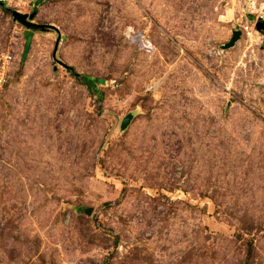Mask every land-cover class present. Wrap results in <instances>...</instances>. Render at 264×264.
I'll return each instance as SVG.
<instances>
[{
    "label": "rangeland",
    "instance_id": "obj_1",
    "mask_svg": "<svg viewBox=\"0 0 264 264\" xmlns=\"http://www.w3.org/2000/svg\"><path fill=\"white\" fill-rule=\"evenodd\" d=\"M34 7L45 30L10 15ZM261 19L264 0L0 6V264H264Z\"/></svg>",
    "mask_w": 264,
    "mask_h": 264
},
{
    "label": "water",
    "instance_id": "obj_2",
    "mask_svg": "<svg viewBox=\"0 0 264 264\" xmlns=\"http://www.w3.org/2000/svg\"><path fill=\"white\" fill-rule=\"evenodd\" d=\"M35 12H32L31 14H21L19 12H17L16 10H11L10 12V15L11 17L17 21L19 24L23 25L25 28L27 29H32V30H45L46 28V25H42V24H39V23H36L34 22L32 19L34 18L35 16ZM256 28L258 30H261L263 33H264V20H259L257 23H256ZM240 36V32L239 31H236L233 33V36L231 37V39L229 40V42L225 45V47H228V46H231L234 44V42L239 38ZM57 44L58 42H56L55 44V48L53 50V55H55V52H56V49H57ZM130 121V118L129 117H125L123 120H122V123H121V128L124 129L127 124L129 123ZM91 210L90 209H87L86 210V213H90Z\"/></svg>",
    "mask_w": 264,
    "mask_h": 264
},
{
    "label": "built area",
    "instance_id": "obj_3",
    "mask_svg": "<svg viewBox=\"0 0 264 264\" xmlns=\"http://www.w3.org/2000/svg\"><path fill=\"white\" fill-rule=\"evenodd\" d=\"M23 3H25V0H0V6L6 5L9 8L19 7ZM13 59V54L10 52L0 51V91L7 83Z\"/></svg>",
    "mask_w": 264,
    "mask_h": 264
},
{
    "label": "trees",
    "instance_id": "obj_4",
    "mask_svg": "<svg viewBox=\"0 0 264 264\" xmlns=\"http://www.w3.org/2000/svg\"><path fill=\"white\" fill-rule=\"evenodd\" d=\"M36 10H37V8L34 7V8H33V12H35ZM35 13H36V12H35ZM67 69H68V71L70 72V74H71L76 80H79L80 82L90 83V84L94 85V84H93V80H92L90 77H88V76H84V75H80V74L76 73V72L74 71V69L71 68V67H67Z\"/></svg>",
    "mask_w": 264,
    "mask_h": 264
},
{
    "label": "flooded vegetation",
    "instance_id": "obj_5",
    "mask_svg": "<svg viewBox=\"0 0 264 264\" xmlns=\"http://www.w3.org/2000/svg\"><path fill=\"white\" fill-rule=\"evenodd\" d=\"M33 20V19H32Z\"/></svg>",
    "mask_w": 264,
    "mask_h": 264
}]
</instances>
